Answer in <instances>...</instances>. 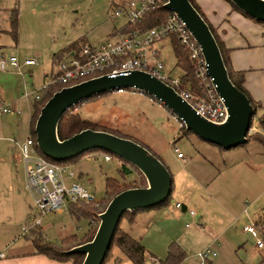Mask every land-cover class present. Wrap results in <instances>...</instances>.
Segmentation results:
<instances>
[{"label":"rangeland","instance_id":"obj_1","mask_svg":"<svg viewBox=\"0 0 264 264\" xmlns=\"http://www.w3.org/2000/svg\"><path fill=\"white\" fill-rule=\"evenodd\" d=\"M127 1L0 0L2 49L0 55L4 54L6 59L15 56L20 64L19 70H11L13 74L10 82L2 80L8 87L6 90L8 96L1 98L2 103L11 104L14 109L22 112L16 118L12 116L0 118L1 148L7 151L10 140L12 143L15 140L18 143L26 141L32 117V123L34 121L35 107L40 104L32 99L20 97L24 93L37 90L45 82L44 73L51 71V56L75 43L98 45L111 37L113 35L111 31L122 26L124 21L112 20L110 17L118 6ZM14 8L18 11L16 35L12 34L11 26ZM253 24H256L254 25L256 27L242 28L240 33H234V39L240 42L244 39L248 42L264 40V25ZM157 48L161 52L166 71L181 75L182 72L176 68V57L171 41L164 40ZM25 58H34L37 64L32 67H21V62ZM257 74L260 72H254L250 76L249 83L259 95H262L263 80ZM1 77L0 72V79ZM39 111L36 115H39ZM73 112L82 120L102 126L114 135L129 139L147 149L170 173L172 192L167 202L150 210L139 211L138 214L142 212L144 214L136 215L137 218L131 223L123 221L120 225L124 232L145 249L143 264H164L167 251L172 244L181 246L185 252V259L181 264H199L197 254L211 244L213 232L223 229L230 221L228 213L223 212L215 203L212 193L213 185L218 180L214 181L217 169L222 167L221 154L226 152L203 142L192 133L184 136L181 129L185 127L180 126L169 110L160 106L152 97L139 92L107 93L95 100L77 105ZM259 117L258 108L252 119L253 132H260L262 128L259 125ZM175 148L184 155L185 160L179 161L176 158ZM210 150H213L211 155L207 152ZM104 155L102 151H91L76 160L59 163L74 173V178L66 180V183H77L98 201L93 207L79 208L89 214L88 220L76 219L67 213L40 216L31 198L23 190L21 168L16 179L6 178L5 173L9 170L4 171L1 162L0 170L3 171V176L0 178V189L4 188L6 179L9 182L13 180V193L17 190L22 195L23 207L27 209L25 216L27 224H33L36 219H40V224L36 228H41L43 236L47 239L59 244L61 239L71 235L80 239L88 232L90 236H94L99 225L98 215L106 209L111 200L109 195H105L107 179H114L127 189L146 186L145 178L132 166L123 162H119L118 166V159L115 157L106 162ZM215 161L218 163L215 164ZM211 162H214L217 168L212 167ZM123 166L129 172L121 173L120 167ZM177 203L184 205L186 211L175 208ZM190 212H193V215H190ZM30 237L34 240L36 235L32 233ZM18 238L22 239L21 236ZM215 249L217 256L208 264H227L223 258L225 251H219L218 247ZM239 256H242V252ZM108 259L105 264H131L116 247L111 248ZM230 264H240L239 259Z\"/></svg>","mask_w":264,"mask_h":264},{"label":"water","instance_id":"obj_2","mask_svg":"<svg viewBox=\"0 0 264 264\" xmlns=\"http://www.w3.org/2000/svg\"><path fill=\"white\" fill-rule=\"evenodd\" d=\"M229 2L251 20L264 24V0ZM163 8L183 22L198 44L208 76L212 79L216 92L224 100L227 118L221 124L207 121L173 88L142 71L116 77L99 76L64 87L52 94L41 107L34 125L36 147L44 157L61 163L91 151H102L135 168L146 181L145 187L126 189L115 195L106 209L98 215L99 225L91 241L65 252L67 255H82L81 264H103L122 216L126 212L150 210L165 203L172 192V178L159 159L129 139L87 129L68 139L59 140L57 126L66 112L93 97L135 89L155 99L184 125L185 130L203 142L223 151L247 143L256 110L247 96L231 82L209 26L189 0H166Z\"/></svg>","mask_w":264,"mask_h":264},{"label":"built area","instance_id":"obj_3","mask_svg":"<svg viewBox=\"0 0 264 264\" xmlns=\"http://www.w3.org/2000/svg\"><path fill=\"white\" fill-rule=\"evenodd\" d=\"M165 3L166 0H128L118 6L110 18L112 20L122 19L124 23L116 29L114 35L98 45H81L79 50L72 54V57L62 60L50 72L44 73L45 82L37 90L24 93L21 98L40 102L53 89L73 86L92 79V77L103 75L116 77L128 75L133 71L146 72L176 91L184 75L183 71L179 69L182 72L181 75L168 73L161 52L157 48L159 43L170 40L174 36L179 45L188 51L193 64L194 76L200 88L197 93L191 92L189 88H185L180 93L176 91V93L207 121L214 124L223 123L227 118L224 100L216 92L212 79L208 76L206 63L198 44L176 15L171 13L164 23L145 31L125 30L127 26L139 24L151 8ZM21 64L32 67L37 64V61L34 58H25ZM8 66L15 70L20 69V64L15 56L6 59L4 54H1L0 70L4 71ZM124 91L139 92L135 89L117 92ZM20 114V110L0 102V118ZM179 124L184 126L181 122ZM251 132H253L252 129ZM35 145V140L28 138L21 145L20 151L25 165L24 189L32 198L33 206L40 216L49 213L66 214L69 212L71 204L77 202L89 204L96 201L93 195L77 183H66V180L74 178V173L64 165L41 157L36 152ZM174 152L177 153V158H183L177 148L174 149ZM103 158L104 161L110 162L113 156L105 154ZM119 162L120 160H118V166ZM180 207V204H176L177 209ZM190 213L193 214V212ZM39 224L40 219H36L32 227H37ZM246 232L254 238L256 248L263 250L264 237L261 226L249 225L246 227ZM2 256L0 254V257ZM216 256L217 251L213 245L207 246L197 254L199 264H208Z\"/></svg>","mask_w":264,"mask_h":264},{"label":"crops","instance_id":"obj_4","mask_svg":"<svg viewBox=\"0 0 264 264\" xmlns=\"http://www.w3.org/2000/svg\"><path fill=\"white\" fill-rule=\"evenodd\" d=\"M194 2L206 21L215 29L224 47L230 50L229 59L232 69L235 72L245 73L242 88L260 109V116L264 115V92L259 95L249 83L250 76L254 72H260L257 75L263 80L262 86H264V40H261V42H248L244 39L240 42L234 39V33H240L239 31L242 28L256 27L254 26L256 24H253L256 22L235 11L225 0H194ZM257 25L261 24L257 23ZM115 32L116 29L111 31L113 35ZM70 46L51 56V70L58 61L72 57V54L77 52L81 45L73 50ZM0 51H2L1 48ZM11 70L14 69L10 66L4 71L0 70L2 74L0 83L2 80L3 82H10L9 80L13 74ZM3 82L0 84V102L3 101L1 97L8 96L6 93L8 87ZM20 115L12 117L16 118ZM32 120L33 117L30 121L29 135L26 139L32 138ZM258 133L264 137V128H261ZM8 142L10 143L7 148L8 152L5 148L0 147L2 168L4 171L6 169L9 170V172L5 173V176L12 179L17 178L18 170L21 168L24 180L23 190L25 191V165L20 151L23 142L18 143L16 140L13 143L11 140ZM207 152L211 155L213 150ZM225 152L226 154H221L220 164H222V167L217 169L218 172L214 181L218 180L213 185L212 193L215 203L220 206L223 212L228 213L230 221L223 229L213 232L210 245L213 244L218 247L219 251H225L223 258L227 264H230L235 259H239L240 264H264V249L258 250L254 244V238L246 232L247 226L255 224L259 227L261 226L262 236L264 237V222H262L264 219V143L249 141L241 148L238 147ZM177 159L181 161L185 160V157L183 155V158ZM217 163L215 161V164ZM215 164L211 162L212 167L217 168ZM2 176L3 171L0 170V178ZM12 184L13 180L9 182L6 179L4 188L0 189V254L3 255L0 257V264H71L70 262L52 260L36 252L33 240L30 237L35 228L32 227V224H27L25 220L27 209L23 207L22 195L17 190H14L13 193ZM28 196L30 197L29 194ZM178 209H182L185 212L187 208L181 205ZM67 214L70 215L69 212ZM141 214L144 213L135 214L131 222ZM190 215L193 214L190 213ZM124 221L131 223L128 220ZM38 231L45 242L57 246L71 237H74L75 242L73 244L80 242L85 236L79 239L77 236L71 235L61 239L60 243L57 244L44 237L41 228ZM19 236L22 239L18 238ZM14 238L17 240L14 241ZM177 246L185 254L181 246ZM168 252L169 250L167 255ZM240 252H242L241 257L239 256Z\"/></svg>","mask_w":264,"mask_h":264},{"label":"trees","instance_id":"obj_5","mask_svg":"<svg viewBox=\"0 0 264 264\" xmlns=\"http://www.w3.org/2000/svg\"><path fill=\"white\" fill-rule=\"evenodd\" d=\"M225 1L228 2L235 11H237L240 14H242L243 16L249 18L248 16L244 15L241 11H239L235 6H233L229 2V0H225ZM189 2L192 4V6L196 9V11L201 15V17L204 19V21L209 26V29H210L212 35L214 36L216 43L219 47V50L221 52L222 59L224 61V64H225V67L227 69L228 76H229L231 82L234 84V86L238 90H240L242 93H244L247 96L251 105L257 111L258 106L252 101V99L247 94V92L244 91V89L242 88V83L244 80V73L243 72H235L231 67V63H230V59H229L230 50H228L224 47V45L221 42L219 36L217 35L215 29L206 21L203 14L199 10V8L196 6L194 0H189ZM170 15H171V13L169 11L165 10L163 8V5L161 4L155 8H151L139 24H137L135 26H127L125 28V30L138 29L140 31H145L149 28H152V27H155V26H158V25L164 23L170 17ZM249 19H251V18H249ZM17 24H18V11L16 8H14L12 11V16H11V26H12V34L13 35H16ZM261 25H264V24H261ZM170 41H171V44L173 46L174 54L176 57V68L183 71V74H184L183 77L181 78L180 86H179V88H176V91L178 93H180L185 88H189L190 91L193 93L199 92V90H200L199 83L195 79L193 64H192V61H191V58H190L188 51L179 45V43L177 42V40L174 36H172L170 38ZM79 45H80L79 43H77V44L75 43V44H72L70 47H72V50H73V49L79 47ZM61 61L62 60L58 61L56 64H54V66L58 65ZM59 89L60 88H56V89L51 90L45 96V98H43L42 101L39 102L40 106H38V105L36 106L35 116H34V121H33V127L31 130V136H32L33 140H35L34 124H35V120L37 118L36 116H38V115H36V112H38L40 110V107L52 96V94H54ZM103 95H105V94L93 97L87 101L95 100V99H97ZM259 125L262 128H264V115H261L259 117ZM251 128H252V124H251ZM87 129H90L93 131H103V132L113 134L111 131H108L107 129H105L102 126H98V125L93 124L89 121L82 120L77 114H75L73 112V109H71L68 112H66L63 115V117L60 119L59 124L57 126V136H58V139L62 141V140L68 139V138L72 137L73 135H75V134H77L83 130H87ZM181 130H182V132H183L182 134L184 136L189 135L191 133V132L185 130V128L184 129L182 128ZM249 141H258L260 143H264V137L258 132H251L247 136V142H249ZM35 150L41 157L49 160L48 158L44 157L40 153V151L38 150L36 145H35ZM105 154H108V153H105ZM109 155H111V154H109ZM82 156H79L78 158H80ZM78 158H76V159H78ZM76 159H74V160H76ZM49 161H51V160H49ZM51 162H53V161H51ZM120 162H123V161L120 160ZM53 163H57V162H53ZM57 164H59V163H57ZM120 170H121V173H124V174L126 172H129V170L127 168H125L124 166L120 167ZM126 189H127L126 187L119 185L118 181H116L114 179H107V181H106V194L105 195H109L112 199L115 195H117L118 193H120ZM167 200H166V202H167ZM97 202L98 201H95V202H91L89 204H85L83 202H77V203L71 204L69 206V214H70V216H72L76 219L85 218L88 220L90 218L89 214L86 211L81 210L79 208L85 207V206L93 207V205L96 204ZM138 212L139 211L126 212L122 216V218L118 224V227L115 230L111 246L109 248V251L106 255V258H105V261L103 264H105V262H107L109 260L108 256H109V253H110V250L112 247L118 248L119 251L131 262V264H143L144 258L146 255L145 249L137 240L132 238L128 233L124 232L120 228L122 221L128 220L131 222L134 215L137 214ZM34 228H35V231H33V233L36 235V237L33 240V245H34L35 250L38 254L44 255V256H46L52 260L58 261V262H70L71 264H81L83 261V256L78 255V254L67 255L65 252L67 250L71 249L72 247H74V244H75V246L84 244L86 242L91 241V239L93 237V235L90 236V234L87 232V234H85L83 239L78 244L77 243L73 244V242H75L74 237H71L69 239L64 240L61 243V245L57 246V245H54L52 243L45 242L43 240V238L41 237V234L38 231V229H36V227H34ZM68 246H69V248H67ZM184 259H185V254L183 253V251H181L177 245L172 244L170 246V249H169L167 258L164 261V264H181V262Z\"/></svg>","mask_w":264,"mask_h":264}]
</instances>
